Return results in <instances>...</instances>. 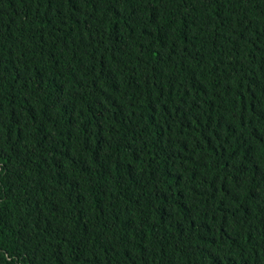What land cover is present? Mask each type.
Here are the masks:
<instances>
[{"label": "trees", "instance_id": "16d2710c", "mask_svg": "<svg viewBox=\"0 0 264 264\" xmlns=\"http://www.w3.org/2000/svg\"><path fill=\"white\" fill-rule=\"evenodd\" d=\"M0 264H264V0H0Z\"/></svg>", "mask_w": 264, "mask_h": 264}]
</instances>
